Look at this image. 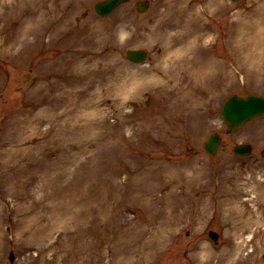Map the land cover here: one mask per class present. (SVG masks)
<instances>
[{
  "label": "rangeland",
  "instance_id": "1",
  "mask_svg": "<svg viewBox=\"0 0 264 264\" xmlns=\"http://www.w3.org/2000/svg\"><path fill=\"white\" fill-rule=\"evenodd\" d=\"M96 1L0 0V264H264V0Z\"/></svg>",
  "mask_w": 264,
  "mask_h": 264
},
{
  "label": "water",
  "instance_id": "2",
  "mask_svg": "<svg viewBox=\"0 0 264 264\" xmlns=\"http://www.w3.org/2000/svg\"><path fill=\"white\" fill-rule=\"evenodd\" d=\"M122 0H105L95 5V10L100 14L109 12L115 5ZM146 53L143 50H128L126 52L127 58L139 61L145 57ZM222 115L227 122V131L230 132L239 127L245 120L251 116L264 113V97L250 94L242 97L236 94L231 95L222 107ZM219 142L218 136L211 137L206 143L205 148L214 152ZM248 145H237L236 152H247Z\"/></svg>",
  "mask_w": 264,
  "mask_h": 264
},
{
  "label": "bare ground",
  "instance_id": "3",
  "mask_svg": "<svg viewBox=\"0 0 264 264\" xmlns=\"http://www.w3.org/2000/svg\"><path fill=\"white\" fill-rule=\"evenodd\" d=\"M166 53H167V51H166ZM168 54V56H169V53H167ZM179 55H180V53H178ZM168 56H165V60H168V58L169 59H171V57H168ZM228 211H230L229 209H228ZM232 214V212L230 213V215ZM153 246V240H150V243H147L146 244V247H152Z\"/></svg>",
  "mask_w": 264,
  "mask_h": 264
}]
</instances>
